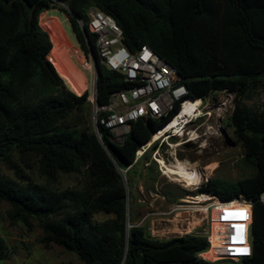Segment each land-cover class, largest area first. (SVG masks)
<instances>
[{
    "label": "trees",
    "instance_id": "16d2710c",
    "mask_svg": "<svg viewBox=\"0 0 264 264\" xmlns=\"http://www.w3.org/2000/svg\"><path fill=\"white\" fill-rule=\"evenodd\" d=\"M56 7L69 18L88 57L81 24L70 10L87 30L99 62L98 105L132 84L100 62L97 35L87 23L90 8L114 18L130 50L147 44L176 67L191 99L222 90L238 98L264 91V0H0V164L12 171V176L0 172V203L7 205V219L29 230L37 224L44 244L74 252L85 264H264V103L257 112L236 99L224 121L245 148L243 160L254 173L236 182L209 179L200 188L221 200L242 194L253 201L251 255L206 261L197 257L209 245L205 237L161 240L137 225L129 228L127 239L126 199L136 180V153L179 112L180 101L161 119L134 122L122 144L99 125L104 147L90 123L89 91L81 93L87 73L80 92L66 85L49 32L40 24L41 13ZM34 169L44 181L35 179ZM72 174L84 175L82 186H61V177ZM186 192L176 194L177 199ZM98 212L112 216L95 221ZM7 249L0 236V262Z\"/></svg>",
    "mask_w": 264,
    "mask_h": 264
},
{
    "label": "rangeland",
    "instance_id": "374dc122",
    "mask_svg": "<svg viewBox=\"0 0 264 264\" xmlns=\"http://www.w3.org/2000/svg\"><path fill=\"white\" fill-rule=\"evenodd\" d=\"M40 24L49 32L55 49L54 60L66 85L80 92L85 86L86 72L87 85L81 93L85 90L90 93L93 87V72L85 65L90 64L89 56L87 57L80 48L65 12L58 7L43 12L40 15ZM236 99L259 112L263 109L264 91L257 89L250 96L239 98L235 92L226 90L208 96L202 100L201 115L185 126V133L192 132L199 136L196 140L181 144L186 138L185 133L182 137L179 136L182 134H176L168 139L161 135L156 141L157 146L153 147L152 144L144 152L137 164L135 184L128 188L131 190L128 203L131 202L133 217L136 218V221H129L130 227L142 226L149 237L161 240L192 234L190 230L194 227V231H200L205 226L202 203L218 198L200 191L203 184L209 179L236 182L254 173L253 167L243 160L245 148L236 139L233 129L224 123L231 115ZM90 112L92 124L91 106ZM160 159L168 164L177 159L196 164L202 173L200 182L195 186H188L177 176L163 172ZM0 172L12 176V171L3 164H0ZM33 173L37 181H44L36 169ZM83 179V174L63 175L61 186L80 187ZM184 191H187L185 196L177 199L176 194H182ZM238 198L246 197L241 194ZM232 203L231 207L217 209L220 222L216 224L217 228L213 223V249L210 250L215 251L216 257L221 253L235 254L221 246L224 241L231 242L233 246L245 247L241 245L247 227L244 225L247 223L245 212L251 209V206L242 199L233 200ZM6 209L7 205L0 203V236L6 240L8 246L6 257L0 264H85L74 252L53 243L44 244L42 229L37 224L34 223L32 230H29L22 223H11L7 219ZM111 216L98 212L94 214L93 219L103 221ZM234 222L238 225L235 226ZM239 228L242 229L243 236ZM228 261L231 260L216 262Z\"/></svg>",
    "mask_w": 264,
    "mask_h": 264
},
{
    "label": "built area",
    "instance_id": "2783aa9c",
    "mask_svg": "<svg viewBox=\"0 0 264 264\" xmlns=\"http://www.w3.org/2000/svg\"><path fill=\"white\" fill-rule=\"evenodd\" d=\"M87 15L89 31L97 35L96 47L100 62L108 71L119 74L125 81L132 84L128 88L112 92L106 104L98 105L94 87L95 72L89 53L90 64L85 63V65L90 67L93 72V87L89 93V100L92 103V124L96 126L97 130L99 125L103 126L111 132L112 140L115 143L122 144L127 134L131 132L133 123L137 120L141 118L161 119L172 111L177 101H180V110L170 120L172 121L183 110L185 104L196 102V100L188 97V88L177 68L167 62L151 47L143 44L137 50L132 51L122 42V29L113 17L97 8H90ZM81 25H83L82 22ZM197 100H200L202 104V100L205 99ZM201 104L195 106L192 110L193 114L180 123L184 130L183 134L179 136H184L185 126L201 115ZM164 127L154 132L152 139L140 147L136 153V158L141 157L150 145L161 137L155 138L156 133H159ZM171 132L169 130L163 136L168 139L176 134L174 128ZM98 134L101 138L99 131ZM185 134L186 138L183 139L181 144L194 141L199 137L192 132H186ZM240 199L245 200L251 206V221L245 229V239L242 238L244 239L242 242L248 248V251L241 255L221 253L215 260H211L205 254L212 249L213 210L221 205L230 204L233 200L239 201ZM261 200L264 201V195L261 196ZM202 204L201 210L203 211L205 226L200 231H194V227L190 230V233L205 237L209 245L206 249L200 250L197 257L216 262L220 260L238 261L251 255L250 226L253 221V201L248 198L237 197L231 200H208ZM239 230L243 236L242 229L239 228Z\"/></svg>",
    "mask_w": 264,
    "mask_h": 264
},
{
    "label": "bare ground",
    "instance_id": "6f19581e",
    "mask_svg": "<svg viewBox=\"0 0 264 264\" xmlns=\"http://www.w3.org/2000/svg\"><path fill=\"white\" fill-rule=\"evenodd\" d=\"M200 102H201L200 100H196V102L185 104L183 110L180 111V113L172 121L168 122L167 125L164 128H162L159 133H156L155 138H158L161 135H165L172 128H174V132H176V134H183V128H182V126H180V123L183 120H185L188 116L193 114L192 110L195 108V106L200 105L201 104ZM160 163H161V166L163 168V172L177 176L180 179V181L181 180L184 181V183H186V185H188V186H195L201 180L202 173H201L200 168H198L196 166V164H188L187 162L181 161L179 159L174 160L171 164H168L164 160L160 159ZM202 178H204V177H202ZM203 200H206V199H203ZM216 201H218V198ZM240 201H241V199H240ZM232 204L233 203L231 202L230 204H227V205H221L218 208L231 207V206H233ZM218 208H215L214 215H213V223L215 224L216 228H217L216 224H219V222H220V219L217 215V209ZM245 216H246L245 218L247 219V223H245L244 225L247 226L251 221V209H248L245 212ZM234 225L237 226L238 223L234 222ZM229 239L233 240L232 237H229ZM240 239H241V237H240ZM241 245L244 246L243 242L241 243ZM221 246L227 250L232 251L235 254H244L248 251L247 247H241L240 248L237 246H233V245H231V242L229 243L228 241H226V242L224 241ZM214 248H216V247H214ZM214 252L210 251V252L206 253L205 256L211 260H215L217 257H216Z\"/></svg>",
    "mask_w": 264,
    "mask_h": 264
},
{
    "label": "water",
    "instance_id": "95a60500",
    "mask_svg": "<svg viewBox=\"0 0 264 264\" xmlns=\"http://www.w3.org/2000/svg\"><path fill=\"white\" fill-rule=\"evenodd\" d=\"M70 12H71V14L73 15V16H75V18L79 21V23L81 24V22H80V18L78 17V15L76 14V13H74L72 10H70ZM81 28H82V32H83V34H84V36H85V39H86V42H87V46H88V48H89V50H90V56H91V59H92V65H93V69H94V72H95V81H94V87H95V89H96V80H97V74H98V71H99V62H98V60H97V57H96V55H95V53H94V51H93V49H92V47H91V45H90V43H89V41H88V37H87V30H86V28L83 26V25H81ZM93 128H94V131H95V133H96V135L98 136V139L100 140V142L102 143V145L104 146V144H103V142H102V140H101V138H100V136H99V134H98V130H97V128H96V126H94L93 125ZM188 145V144H187ZM105 147V146H104ZM120 170V172H121V174H122V176H123V179H124V182L126 183V177H125V174H124V172L121 170V169H119ZM129 204H128V193H127V199H126V211H127V223H126V227H127V239H128V230H129V228H130V224H129V216H128V208H129V206H128ZM127 249V248H126ZM125 258H126V252H125V256H124V260H125ZM124 260H123V262H124ZM123 264V263H122Z\"/></svg>",
    "mask_w": 264,
    "mask_h": 264
},
{
    "label": "crops",
    "instance_id": "0c3cea01",
    "mask_svg": "<svg viewBox=\"0 0 264 264\" xmlns=\"http://www.w3.org/2000/svg\"><path fill=\"white\" fill-rule=\"evenodd\" d=\"M134 221H136V218H134Z\"/></svg>",
    "mask_w": 264,
    "mask_h": 264
},
{
    "label": "snow or ice",
    "instance_id": "6c2138e0",
    "mask_svg": "<svg viewBox=\"0 0 264 264\" xmlns=\"http://www.w3.org/2000/svg\"><path fill=\"white\" fill-rule=\"evenodd\" d=\"M246 251V250H245Z\"/></svg>",
    "mask_w": 264,
    "mask_h": 264
}]
</instances>
